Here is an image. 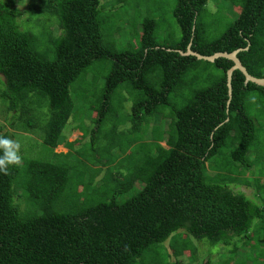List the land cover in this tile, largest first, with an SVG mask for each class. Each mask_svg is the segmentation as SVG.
<instances>
[{"label": "trees", "instance_id": "obj_1", "mask_svg": "<svg viewBox=\"0 0 264 264\" xmlns=\"http://www.w3.org/2000/svg\"><path fill=\"white\" fill-rule=\"evenodd\" d=\"M175 1L180 40H159L158 21L146 17L138 38L124 41L120 24L104 12L108 0H38L25 11L16 0H0V101L12 115L9 125L42 133L55 158H26L8 175L0 173V264H150L146 252L171 238L177 259L188 251L195 255L190 236L232 246L231 254L238 243L253 240L252 230L264 222V135L262 145L256 143L264 87L247 83L236 70L230 93L228 73L235 63L198 59L188 51L204 57L239 51L248 73L264 79V0H233L241 11L223 33L209 0ZM99 65L108 73L95 90ZM79 100L89 108L85 122L95 126L90 132L85 125L95 155L103 124H113L117 114L130 121L132 131L147 124L144 133L158 116L163 132L159 141L135 146L138 137L117 158L100 157L107 168L118 167L124 157L140 161L109 200L88 204L92 185H85L73 210L61 212L57 206L71 178L68 147L75 143L65 144L67 153L55 149L64 144ZM3 136L14 139L10 132ZM253 166L259 176L249 181L245 175ZM109 173L110 168L105 179ZM138 181L144 186L120 202ZM253 184L261 204L234 189ZM17 189L24 209L16 203Z\"/></svg>", "mask_w": 264, "mask_h": 264}, {"label": "rangeland", "instance_id": "obj_2", "mask_svg": "<svg viewBox=\"0 0 264 264\" xmlns=\"http://www.w3.org/2000/svg\"><path fill=\"white\" fill-rule=\"evenodd\" d=\"M16 1L17 8L22 11H25L30 3L38 2V0ZM118 1L119 0H108L105 5L104 12L110 14V18L112 17L109 22L120 24L121 33L119 36L121 35L124 41L125 39L134 40L138 38L139 34L142 32L143 21L146 17H154L158 21L159 29L157 35L159 40L166 41L169 37H171L173 41H178L181 39V29L174 17V10L176 7L175 0H121V4H118ZM217 1L218 4L216 0H209V7L210 11L214 12L215 16H220L222 18L218 20L224 25L221 26V28L218 30V33H223L225 31V24L235 21L241 10L235 5L233 0L226 2L224 0ZM217 5L219 7H217ZM124 17H126L125 20H123ZM27 27L31 28L34 27V25L30 23L27 25ZM96 72L99 74L97 75V82L99 84L95 87V90L103 85L104 77L107 75L108 70H105V67L99 65L96 68ZM93 76L95 77V75L92 74V77ZM92 77H89V79ZM0 78L3 77L0 75ZM126 96H128L127 93ZM88 110L89 108H85L84 102L81 100L77 101L73 116L62 135L64 144L55 149L56 153H67L68 149H66L65 144L67 142L75 143L74 147H68L70 150H72V156L67 161L65 160L66 158L63 159V162H70L72 165L70 181L57 206L58 210L61 212L73 210L74 206L76 205V198H78L79 194L83 192L82 190L84 189L85 185H88L87 187L92 185L90 187L92 190L91 195H89V198L87 199L88 204L109 200L113 193L117 190L120 183H123L120 181L126 179L127 175H129V172H133L140 161L124 157L125 160H123V162L118 167L115 165H110V167L108 166V168H110L111 174L109 173L108 178L105 179L108 168L104 167L103 163H101L100 157H108V160L111 158H117L124 150L122 148L126 146L128 147L132 141H136L138 137L140 141L135 146H139L143 142L151 141L154 143L155 140L159 141V135H161L160 133L163 132L161 127L162 122L158 116L155 117V120L151 124L149 132L144 133L147 124H141L139 132L132 131V124L130 121H127V119L125 120L124 116H119V114H117L119 117L112 116L113 124L110 121L103 124L104 128L102 130V136L98 142L99 146L101 147V151L98 155H95L93 151L94 148H92L90 145L87 146L88 144L86 143L90 140V132L92 129H95V126L91 124L89 119H87L86 122L84 120V116ZM125 114L127 116L129 114V110H126ZM11 116L6 112V109L0 101V135H3L7 132L13 134V138L21 144V155L23 157V161L27 158L43 161L50 160L54 162L55 158L51 155V150L45 147L46 145L43 142L42 133H38L37 135L27 133L21 129L12 128L8 122L11 120ZM92 116L94 117V115ZM74 119H78L77 121L79 123V127L78 123L75 122ZM120 120H124L123 122L126 124L124 126L118 125L117 128H115V125L118 124ZM168 123L169 121L167 120L166 124ZM86 124L87 126H91L90 132L88 131L89 127L85 126ZM163 125L165 126V123H163ZM263 125L264 122L262 119H259V130L256 139L257 144H260L261 138H263L264 135ZM153 129L154 134L152 135L151 132ZM107 131L111 132L110 136L105 135ZM117 132L119 133V136H117L119 141L114 144L115 146L113 149L111 147V141L113 140L112 138L116 136ZM120 132L123 133L120 134ZM83 134H88V136L84 141L79 143ZM151 136L153 138L152 140ZM161 144L162 146L167 147L166 143L162 142ZM134 151H137V149ZM121 166L125 167L122 169ZM116 173L118 174L119 178H117ZM122 174H124L123 177ZM258 176L259 169L254 166L245 175L249 181H253ZM262 183L264 184V179ZM135 186L136 187L131 192L120 196L118 200L120 202L126 201L130 197L134 196L144 186V184L138 181ZM18 189L16 193V203L21 202V208L24 209L26 202L19 200V194L21 193V190ZM234 189L236 191L245 192L248 197L254 199L259 204L262 203L261 197L257 193L259 188L257 190V188L254 187V184L252 186H235ZM259 224L261 225H256V227H254L251 232V235L254 237L252 241H244L247 243L245 245H243L242 242L238 243L239 245L237 253H230V251L233 249L232 246H212L206 239L198 241L190 236L189 239L191 240V243L193 242V245H191V250L195 253L193 257H191V253L188 251L177 259L172 254V250L170 249L169 241H171V238L167 242L152 247V249L147 251V259L145 260L150 262V264H170L176 260H181L184 264H205L209 260L211 264H264L262 258L257 259L260 256H264V222L262 223L261 221ZM182 238L186 239L187 235L184 234Z\"/></svg>", "mask_w": 264, "mask_h": 264}, {"label": "clouds", "instance_id": "obj_3", "mask_svg": "<svg viewBox=\"0 0 264 264\" xmlns=\"http://www.w3.org/2000/svg\"><path fill=\"white\" fill-rule=\"evenodd\" d=\"M22 164L21 144L15 139L0 135V173L8 175L11 167Z\"/></svg>", "mask_w": 264, "mask_h": 264}, {"label": "water", "instance_id": "obj_4", "mask_svg": "<svg viewBox=\"0 0 264 264\" xmlns=\"http://www.w3.org/2000/svg\"><path fill=\"white\" fill-rule=\"evenodd\" d=\"M238 53H239V51H235V52H233L231 54L224 53V54H216V55H214L212 57H204V56H200L199 54L194 53L190 49L188 51V54L195 55V56H197L198 59H204V60L211 61V62H214L217 58H220V57H225V58H228V59L232 60L235 63V65L228 73V75H229V84H228V86H229V89H230V93H231V88H232V86H231V78H232V75H233L234 71H236V70H240L245 75L247 83L248 82H253V83L257 84L258 86L264 87V79H259V78H256L254 76H251L248 73L247 69L243 66L241 61L238 59Z\"/></svg>", "mask_w": 264, "mask_h": 264}]
</instances>
